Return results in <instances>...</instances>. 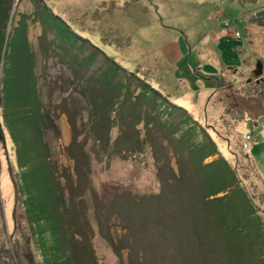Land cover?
I'll return each mask as SVG.
<instances>
[{
    "label": "rangeland",
    "instance_id": "rangeland-1",
    "mask_svg": "<svg viewBox=\"0 0 264 264\" xmlns=\"http://www.w3.org/2000/svg\"><path fill=\"white\" fill-rule=\"evenodd\" d=\"M45 1L104 53L199 119L208 134L198 135L208 151L202 160H213L204 167L209 179L224 187L236 177L228 186L236 188L216 193L235 201L223 227L200 201L208 184L200 180L193 152L176 138L175 127L161 124L164 115L151 114L147 103L134 104L128 95L120 108L109 109L107 127V118L100 119L97 132L81 86L66 83L71 69L58 55L53 32L41 29L34 1L13 0L9 31L18 14H27L36 85L57 126L43 128L42 139L61 187L60 207L91 229L99 264H264V59L249 47L243 29L244 11L264 12V0ZM234 26L237 36L227 32ZM80 41L79 56L91 47ZM104 62L100 52L84 70L88 92ZM131 80L130 95L138 81ZM69 111L86 127L73 141L79 126L69 123ZM2 113L0 106V259L40 264L34 217L26 218L19 202L16 139ZM245 132L254 137L247 148ZM133 141L142 143V152L124 150ZM238 223H250L252 233H236ZM80 250L81 264L88 263L90 250Z\"/></svg>",
    "mask_w": 264,
    "mask_h": 264
},
{
    "label": "trees",
    "instance_id": "trees-1",
    "mask_svg": "<svg viewBox=\"0 0 264 264\" xmlns=\"http://www.w3.org/2000/svg\"><path fill=\"white\" fill-rule=\"evenodd\" d=\"M12 1L0 0V106L4 123L16 139L14 140V148L17 149L19 164L17 187L23 190L22 199L19 202L24 211V216L34 217L35 234L33 237L35 241L39 242L37 247L41 259L39 263L81 264L82 261L78 258V253H80L81 248H87L90 250V259L86 264H99L100 260L94 250L95 240L92 239L91 229L82 227L79 224L81 219L78 220L79 222L72 221L71 217L65 214L70 209L67 207L61 209L60 207L63 201L61 187L57 180L55 168L47 158L49 147L42 139L43 128L50 126L55 130L57 126L52 115L44 108L38 85H36V77L33 71L35 54L29 46L30 43L26 41L27 14L22 12L18 14L17 24L9 31ZM33 1V14L41 22V29L53 32L56 37V44L61 49V53L58 55L71 69L72 76L68 77L66 83L81 86V93L88 103L87 109L93 117V119L91 117L89 119L93 128L97 129L98 132L101 118L102 120L107 118L106 121H102L107 127L109 125V109L111 107L112 109L120 108L121 98L128 95L129 97L133 96L134 104L147 103V106L152 110L151 114L164 115L166 121L161 124L175 127L179 133L178 136L175 135L176 138L183 141L187 149L193 152L195 163L199 168L200 180L207 181L208 186L203 190L204 193L200 201L207 207V213L214 212L217 223L225 227L226 222L222 220L227 217V213L234 206L235 201L228 199V193L218 196L216 193L224 190V187L227 190L236 188L237 183L228 187L236 181V177L232 174L231 181L226 182L224 187L221 184H215V181L208 178L210 173L205 171L204 167L209 166L213 160L206 161V163L202 160L208 151L204 140L198 138L199 134H207L205 126L199 119L192 116L184 106L173 102L160 89L149 84L147 80L138 78L133 71L127 70L117 60L104 53L99 45L93 43V40L88 36L77 31L70 21L51 8L48 1ZM80 40L87 41L91 46L88 52L81 56H79V52L83 50L84 44ZM100 52L104 54L106 62L98 65L99 72L94 77L97 84L93 91L88 92L86 83L82 82L81 78L84 76V70L95 62ZM122 70L124 72L120 73ZM131 79L138 81L135 83V90L130 95L132 91L130 89ZM94 91L97 93L94 94ZM117 100H119L118 104ZM67 113L70 116L69 123L72 127L79 126L71 136L72 141L77 140L76 136L80 134L79 129L83 128L84 130L86 127H81L82 123L78 125L81 117L79 115L77 118V112L69 111ZM172 116H176L178 121L169 120V118L172 119ZM136 129L139 128L136 127ZM107 133L106 131L103 132L104 136ZM170 133L172 136L174 135L172 132ZM189 134L190 136L185 137ZM105 137V141L108 142L110 134ZM131 143L134 144L124 146L126 152L138 154V152L143 151L142 143L139 141ZM227 174H231L230 167L227 169ZM234 227L236 233H252L250 223L244 225L238 223ZM78 232L83 235L81 240L74 236ZM89 252H84L88 258Z\"/></svg>",
    "mask_w": 264,
    "mask_h": 264
},
{
    "label": "crops",
    "instance_id": "crops-1",
    "mask_svg": "<svg viewBox=\"0 0 264 264\" xmlns=\"http://www.w3.org/2000/svg\"><path fill=\"white\" fill-rule=\"evenodd\" d=\"M244 12L248 18L243 27L248 33L244 39L252 51L259 53L264 59V12L256 8H248Z\"/></svg>",
    "mask_w": 264,
    "mask_h": 264
},
{
    "label": "built area",
    "instance_id": "built-area-1",
    "mask_svg": "<svg viewBox=\"0 0 264 264\" xmlns=\"http://www.w3.org/2000/svg\"><path fill=\"white\" fill-rule=\"evenodd\" d=\"M227 32H229V33H232L233 35H235V36H237L239 33H238V31H237V29L236 28H228V30H227ZM253 136V135H252ZM251 135H250V133L249 132H245L244 134H243V140H242V146L243 147H245V148H247L248 146H250V141L252 140V138H254V137H252Z\"/></svg>",
    "mask_w": 264,
    "mask_h": 264
},
{
    "label": "water",
    "instance_id": "water-1",
    "mask_svg": "<svg viewBox=\"0 0 264 264\" xmlns=\"http://www.w3.org/2000/svg\"><path fill=\"white\" fill-rule=\"evenodd\" d=\"M0 264H5V262H3V261L0 259Z\"/></svg>",
    "mask_w": 264,
    "mask_h": 264
},
{
    "label": "flooded vegetation",
    "instance_id": "flooded-vegetation-1",
    "mask_svg": "<svg viewBox=\"0 0 264 264\" xmlns=\"http://www.w3.org/2000/svg\"><path fill=\"white\" fill-rule=\"evenodd\" d=\"M229 28V27H228ZM234 28H236L235 26H234Z\"/></svg>",
    "mask_w": 264,
    "mask_h": 264
}]
</instances>
